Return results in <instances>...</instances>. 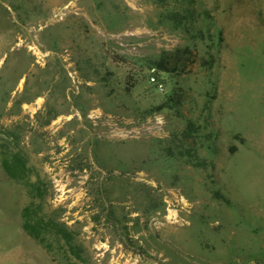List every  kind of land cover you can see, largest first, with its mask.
<instances>
[{
  "label": "rangeland",
  "instance_id": "rangeland-1",
  "mask_svg": "<svg viewBox=\"0 0 264 264\" xmlns=\"http://www.w3.org/2000/svg\"><path fill=\"white\" fill-rule=\"evenodd\" d=\"M0 264H264V0H0Z\"/></svg>",
  "mask_w": 264,
  "mask_h": 264
},
{
  "label": "trees",
  "instance_id": "trees-1",
  "mask_svg": "<svg viewBox=\"0 0 264 264\" xmlns=\"http://www.w3.org/2000/svg\"><path fill=\"white\" fill-rule=\"evenodd\" d=\"M187 55H191L187 49L170 54L173 64L179 69L186 67ZM188 128V132H191L193 124L188 125ZM1 163L5 173L13 179L18 178L19 174L23 175L27 171L24 158L19 154H2ZM28 187L32 202L23 209L24 232L42 245L49 254L63 248L62 252L66 256L70 254L78 259L79 249L66 228L54 219L49 218L39 205H35V201L40 202L44 196L42 188L36 184H29Z\"/></svg>",
  "mask_w": 264,
  "mask_h": 264
},
{
  "label": "built area",
  "instance_id": "built-area-1",
  "mask_svg": "<svg viewBox=\"0 0 264 264\" xmlns=\"http://www.w3.org/2000/svg\"><path fill=\"white\" fill-rule=\"evenodd\" d=\"M150 81H151L152 83H156V78H155L154 75H151V77H150Z\"/></svg>",
  "mask_w": 264,
  "mask_h": 264
}]
</instances>
